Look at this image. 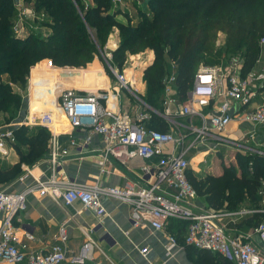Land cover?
<instances>
[{
    "label": "built area",
    "instance_id": "obj_1",
    "mask_svg": "<svg viewBox=\"0 0 264 264\" xmlns=\"http://www.w3.org/2000/svg\"><path fill=\"white\" fill-rule=\"evenodd\" d=\"M112 3L113 7L120 8L126 0H112ZM19 6L21 7V1ZM28 16L36 18L34 12L21 8L19 23L15 28L17 34L21 33L18 30L19 24L23 25ZM261 45H264V39ZM48 66L53 67L50 60ZM114 75L121 88L129 89L131 80L117 70ZM174 82V74L165 81L163 111L158 115L166 123L174 125L177 117L190 120L189 124H176L179 131L161 132L148 128L146 122L150 119V111L155 112L148 105L130 115L122 112L116 103L110 105L108 94L98 91L85 94L71 90H61L55 109L65 115L73 132L78 135L88 132V137L83 142L74 138L78 136H73L68 147L62 146L56 132L59 127L51 113L29 115L16 125H0L2 160L15 151L16 127L42 126L51 133L47 154L51 166L50 174L44 177L35 176L29 166L22 165V174L17 180L24 182L32 178L31 184L19 192H10L6 187L0 186L1 260L10 264L23 261L27 264H86L92 261L98 248L97 241L91 237L93 232L105 231L99 242L104 241L110 246L118 243L106 231L103 222L104 218H109L105 200L116 199L128 205L133 227L147 225L154 233L166 235L167 257H171L174 249L179 247L176 234L168 233V226L170 223L180 222L186 228L184 245L218 254L233 264H264V250L250 240L232 235L221 221L222 212L197 207L195 202L199 197L188 178L190 162L187 158V154L196 145L206 144L210 140L215 143L226 141L223 133L233 121L264 127V98L255 108L240 110L251 105L264 90V71H252L242 76L241 64L236 59L231 60L225 68L201 65L188 98L180 105H177V99L173 97ZM59 97H63L60 105ZM92 135L101 137L104 143L103 161H115L127 168L136 158L148 163L140 165V173L128 177L120 187L103 185L98 181L83 183L76 177L65 174V164L72 157L71 148H78L79 154L85 153ZM165 187L172 189L174 193H170ZM30 195L40 198L57 196L56 200H61L66 206L78 203L95 214L98 223L90 229L77 254L69 256L67 253L69 234L65 225L60 226L55 243L49 250L35 251L30 248L35 237L29 233L21 235L17 225L18 215L26 210ZM259 195L264 204L263 188ZM254 213H261L264 220V208L243 210L234 214L243 216ZM254 233L264 247V221L255 227ZM149 252L148 246L139 249V254L144 259H147Z\"/></svg>",
    "mask_w": 264,
    "mask_h": 264
},
{
    "label": "trees",
    "instance_id": "obj_2",
    "mask_svg": "<svg viewBox=\"0 0 264 264\" xmlns=\"http://www.w3.org/2000/svg\"><path fill=\"white\" fill-rule=\"evenodd\" d=\"M26 5L33 8V22L46 30V36L35 34L32 22L29 25L26 21L29 19L22 25L29 33L19 36L15 32L20 9ZM147 6L150 13L135 4L140 16L134 20L123 9H113L112 0H93V5H86L84 0H22L21 7L13 0H0V112L19 110L23 97L11 84L23 88L38 62L50 60L58 68H83L102 50L113 27H118L122 39L112 54L117 72L123 68L127 53H153V61L143 72L146 93L142 99L159 112L163 111L165 81L172 74L177 100L182 103L201 65L216 66L238 55L242 76L255 71L264 47V0H147ZM118 15L125 16L129 23L118 21ZM219 34L225 35V49L216 46ZM96 68L103 76L98 62ZM80 70L65 71L69 78L66 83L84 84L86 79L80 77ZM3 75L9 76L8 83L1 80ZM146 125L168 131L166 122L155 112L150 111ZM14 133L19 160L9 165L0 162V182L17 180L22 165L32 166L49 152L51 133L44 127L21 126ZM241 168L242 175L230 165L219 176L203 177L189 169L188 178L208 209L234 212L249 201L257 210L264 158L250 157ZM261 221L262 216L254 213L246 223L250 226L254 222L256 226ZM174 223L171 231L185 225ZM187 247L197 255L198 264H233L218 254Z\"/></svg>",
    "mask_w": 264,
    "mask_h": 264
},
{
    "label": "crops",
    "instance_id": "obj_3",
    "mask_svg": "<svg viewBox=\"0 0 264 264\" xmlns=\"http://www.w3.org/2000/svg\"><path fill=\"white\" fill-rule=\"evenodd\" d=\"M34 25V27L38 28L35 23ZM149 53L151 59L149 62L151 63L154 59V55L152 52ZM131 82L132 84L129 89L121 88L119 83L118 85L113 87L108 82L107 87H104L103 89H83L78 93L81 92L86 94L94 93L97 91L99 92V90H105V88H109V86H111L112 90L110 92H107L108 90L106 89V94H108L111 102L110 105L116 103L120 110L124 112L123 98L131 95L137 98L138 101H140V103L142 104L139 108V111H141L145 109V105H147L142 98H139V96L144 95V92L146 91L145 85L144 83H141V89H136L134 83L135 81ZM22 92H20L19 94L23 95ZM29 94L30 99H28V109L30 114H28V116L51 113L54 115L55 119L57 117L56 122L59 128L56 130V132L58 140L62 146L68 147L69 142L73 136H78L74 138L78 139L77 141L81 142H83L88 137V132H83L79 135L78 133L73 132L68 124V121V126H64L61 119L58 118L61 115H58L56 113L58 109H53L52 106H48L42 111H37L33 114L32 93L30 92ZM173 97L177 99L176 89L174 86ZM263 98L264 90L261 91L259 96H257L253 100V103L251 105L240 108V110L245 111L255 108ZM177 105H180L178 100ZM149 109L153 110V108L151 107ZM235 112H237V109L235 110ZM175 122L177 125L182 126L185 124H189L190 120H187L183 117H177ZM176 124L174 125L171 123H166L167 130L179 131L180 129L176 126ZM0 125L7 126L9 124ZM251 135L253 137H251ZM223 136H227L228 139L235 141H240L242 138H247L255 143H259V146L261 148H264V127L254 126L247 122L233 121V123H231V125L223 133ZM213 144H215V141L210 140L207 145L199 144L196 145L192 150H190V152L187 154V158L190 162V169L193 166L195 170H198L193 164V160L195 159V157L197 158V156L201 155L202 160L199 162V164L202 165V161H206L205 156L207 154L216 153L211 150L210 146H213ZM204 146H207L208 148L204 150L201 149ZM79 152L80 151L78 148H71L72 157L66 162L64 171L65 174L74 176L83 183L98 181L103 185L120 187L125 184L128 177L137 176V174L140 173V165L148 163V161H143L136 158L131 161L130 166L127 168L125 166L119 165L115 161H103L102 157L104 152V143L101 137L96 135H92L91 141L86 146L85 153L79 154ZM5 159L11 160L10 162H7L8 165L16 163L19 160L16 150L12 151L9 157ZM5 159L0 160V162L4 163ZM25 166L28 167V165ZM28 168L35 176H48L51 171V166L47 159V155ZM102 169H104L103 172ZM205 175H200L199 177H203ZM216 175H221V172ZM31 183L32 178H29L24 182L15 180L11 183L10 186L6 188L10 192H19ZM165 189L170 193H174V191L172 189H169L168 187H165ZM55 197L56 198L47 196L40 198L37 195H30L28 197L26 210L18 215L17 225L20 228V234L22 235L25 233H29L35 237V240L30 243V248L32 250L47 251L50 249L53 243H55V239L58 235L60 226L65 225L69 234V240L66 244L67 253L69 256L75 255L79 252L80 247L85 242L86 235L89 233L90 229L96 227L98 220L92 211L84 209L80 204L74 203L73 205L66 206L61 203V200H56L57 196ZM104 203L109 215V218H104L103 220L105 225L104 227L106 231H108L118 243L115 246H110L104 241L99 242V238L105 231L93 232L91 234V237L95 239V241H97L98 248H96L94 252L93 260L87 262L86 264H146L147 262H151L153 264H198L196 262L197 255L194 253V251L183 244L184 234L186 230L185 225L180 227V229L177 231H171L169 229L171 228L170 225L174 222L170 223V225L168 226V233L171 231L170 233L176 234L179 247L174 249L173 255L171 257H167L165 253L166 245L168 244L166 235L154 233L152 229L147 225L141 227H133L130 220V209L125 203L116 199H106ZM195 204L199 209H207V204L202 197L198 198ZM252 208L254 207L251 206V203L249 201H245L241 205V207L234 212H222L221 221L226 225L227 229L232 233V235H235L234 232H239L241 237L254 242L257 246L264 250V247H262L259 243L257 235L255 233L253 234L254 229L257 225L255 226L254 222L250 226L248 225V222L246 223V220H248V218L252 214L243 216L234 214L243 210H253ZM261 208H264V204H262V202L259 204L257 210H260ZM258 214L262 216V221H264L263 215L261 213ZM144 246H148L150 250L147 259H144L139 254V249ZM0 264L10 263L0 259ZM18 264H27V262L23 261Z\"/></svg>",
    "mask_w": 264,
    "mask_h": 264
},
{
    "label": "rangeland",
    "instance_id": "obj_4",
    "mask_svg": "<svg viewBox=\"0 0 264 264\" xmlns=\"http://www.w3.org/2000/svg\"><path fill=\"white\" fill-rule=\"evenodd\" d=\"M22 2V0H21ZM84 3L86 5H93V0H84ZM135 4L141 10L146 11L150 13V10L147 6V0H126V3L121 6L120 8L123 9V11L128 12L129 16H131L134 20H137L138 17L140 16L139 13L137 12V9L135 10ZM26 9L30 12H33V8L30 5H26ZM115 9V7H113ZM112 9V10H113ZM29 17V16H28ZM45 18V17H44ZM29 20L26 21H31L33 23L32 28L34 29L33 31L35 34L38 35H47V32L45 29L40 28L39 24H36L38 28L34 27V18L29 17L27 18ZM41 19V18H40ZM116 19L122 23L128 24L129 20L123 16V15H118ZM19 23V22H17ZM30 23V22H29ZM29 26V25H28ZM18 30H21V33L18 34L19 36L24 35L25 33H29V31L24 28L22 25L19 24ZM26 29V30H25ZM44 35V36H46ZM122 43V39L120 36V30L118 27H113L108 35L107 41L98 53V55L95 56L92 62L88 63L85 67L83 68H73V67H65V68H58V67H50L48 66V61L43 60L44 62L40 61L38 62L33 68H31L28 80L26 82V85L22 88L19 85H15L16 87L14 90L17 93L22 92V99H23V104L20 106L18 111H11V112H0V124H19V122L24 119L25 117L30 114L29 109H28V99H30V92L32 93V113H36L37 111H42L44 108L48 106H52L53 109L57 107V98L59 93L62 91H73L78 93L79 91L83 89H91L93 86L95 89H100L107 87L108 82L111 86H116L118 85V81L116 77L114 76V73L116 72V68L114 67L113 62V52L116 51L119 46ZM217 47L221 49H225V35L224 34H219L218 35V40H217ZM224 51V50H223ZM231 59H236L240 63V56H232L230 60L221 62L220 64L216 65L218 67L225 68L230 62ZM150 53L149 51H145L143 53L139 54H132V53H127V59L126 62L121 70H119L120 74L125 75L129 80L135 81V88L136 89H141L140 84L144 83L145 88H146V83L144 81L143 73L144 68L147 67L150 64ZM96 62H98L103 71L104 74L103 76H99V73L96 68ZM33 69V70H32ZM73 69H81L80 71V77L82 79H86L84 81V84L81 86L79 84L76 85H71V83L67 84L66 81L67 75L65 71L73 70ZM264 71V47L261 51V55L259 57V63L256 65V69L254 72L260 73ZM1 80L5 83H8L9 81V76L8 75H3ZM137 81V82H136ZM30 84H31V91H30ZM109 86V88H105V90H99V93L106 94V89L108 90L107 92H110L112 90V87ZM13 87V88H14ZM19 89V91L17 90ZM136 91V90H134ZM146 91L144 92V95H140L139 98H142L145 96ZM27 94V96H26ZM128 95V94H127ZM163 99V98H162ZM63 97H59L58 99V104H62ZM142 104L140 101H138L137 98L128 95L126 98H123V111L127 114L134 115L137 113L140 109V106ZM160 106V105H159ZM155 112L160 113L157 110H154ZM58 115L60 114L61 116L58 117L61 119L62 123L64 126H68L67 120L64 117V115L61 113V111L56 112ZM57 119V117H56ZM35 127H42V126H35ZM33 127V128H35ZM227 137V136H226ZM208 143H206L207 145ZM251 145V146H250ZM211 149L216 152V153H209L205 156L206 161H202V165L199 164V162L202 160L201 155L195 157L193 160V164L196 169L192 166L191 168V173H194L197 176L200 175H215L221 172L223 173V170L226 166H234V169L237 174L242 175L243 173V168L241 166L243 163H247L248 158L250 157H262L264 158V148H261L259 146V143H255L251 141L250 139L247 138H242L240 141H235L228 139L226 141H222L219 143L213 144V146H210ZM255 147V148H252ZM207 146H204L201 149H207ZM257 148V149H256ZM260 149V150H258ZM211 154V155H210ZM0 160H2L0 158ZM10 159H5L4 164L8 165L7 162H10ZM248 166L251 167V163L248 164ZM14 182V181H13ZM12 182H0L1 187H8L11 185ZM264 189V180L262 187ZM211 210V209H209ZM214 211V210H211ZM176 223L171 224L170 226L173 227L175 226ZM170 229V228H169ZM168 229V230H169ZM235 236H240L239 232H234ZM254 234V232H253ZM247 240V239H244Z\"/></svg>",
    "mask_w": 264,
    "mask_h": 264
},
{
    "label": "water",
    "instance_id": "obj_5",
    "mask_svg": "<svg viewBox=\"0 0 264 264\" xmlns=\"http://www.w3.org/2000/svg\"><path fill=\"white\" fill-rule=\"evenodd\" d=\"M13 1H14V3H15L16 5H19L21 0H13Z\"/></svg>",
    "mask_w": 264,
    "mask_h": 264
},
{
    "label": "bare ground",
    "instance_id": "obj_6",
    "mask_svg": "<svg viewBox=\"0 0 264 264\" xmlns=\"http://www.w3.org/2000/svg\"><path fill=\"white\" fill-rule=\"evenodd\" d=\"M91 89L95 90V87L93 86Z\"/></svg>",
    "mask_w": 264,
    "mask_h": 264
}]
</instances>
